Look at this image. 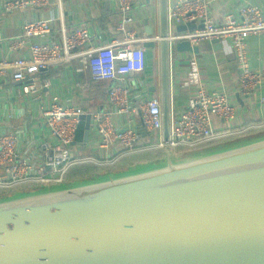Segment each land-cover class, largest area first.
Returning <instances> with one entry per match:
<instances>
[{
  "label": "water",
  "instance_id": "obj_1",
  "mask_svg": "<svg viewBox=\"0 0 264 264\" xmlns=\"http://www.w3.org/2000/svg\"><path fill=\"white\" fill-rule=\"evenodd\" d=\"M160 9L167 139L168 0ZM145 29L152 37L154 28ZM175 50L199 48L184 41ZM92 128L83 113L71 146L88 144ZM191 152L167 147L158 162L119 175L0 199V264H264V139Z\"/></svg>",
  "mask_w": 264,
  "mask_h": 264
},
{
  "label": "built area",
  "instance_id": "obj_2",
  "mask_svg": "<svg viewBox=\"0 0 264 264\" xmlns=\"http://www.w3.org/2000/svg\"><path fill=\"white\" fill-rule=\"evenodd\" d=\"M120 16L118 31L121 38H114L102 46H92L91 34L87 24L68 29L60 26L59 42L46 44L33 43L30 56L15 61H0V80L12 79L22 84L23 93L34 95L39 91L37 80L46 69L69 64L80 59L96 82L111 83L108 96L114 106V114L136 115L151 136H157L154 142L137 148L139 132L135 125L117 129L110 117L100 112L91 114L93 128L100 134L98 147L107 150L110 145L118 143L121 150L118 157L138 152L169 147L175 153L179 148L193 150L198 146L215 141L234 132H215L213 118L216 117L227 126L235 118L236 109L222 92H209L200 86L189 100L185 110L176 117H171L170 134L163 136V114L161 100L147 97L134 106L130 99V89L125 80L131 73L141 74L146 69L147 49L145 42L154 41L160 44L161 36L139 37L133 28L134 10L145 3V0H115ZM51 4V0H8L0 6V20L3 13L40 8ZM195 24L194 30L177 32V28ZM199 25L202 28H199ZM51 32V26L45 20H34L23 28V40L42 36ZM264 33V18L258 7L246 5L239 15H227L222 23H216L210 16V2L206 0H177L168 7L167 42L170 55L179 42L187 41L194 46L217 40L232 43L239 83L245 96H250L261 83V76L252 69L247 39L254 34ZM83 113L67 109L57 103L44 111L43 116L48 131L41 151H35V158L21 156L18 150V135L0 136V190H12L19 186L36 185L39 188H50L65 184L66 175L72 166L81 163L111 165L118 157L102 158L79 157L71 151L75 139L79 118ZM130 122H133L131 120ZM92 128V129H93ZM114 155V154H113ZM115 156V155H114Z\"/></svg>",
  "mask_w": 264,
  "mask_h": 264
},
{
  "label": "crops",
  "instance_id": "obj_3",
  "mask_svg": "<svg viewBox=\"0 0 264 264\" xmlns=\"http://www.w3.org/2000/svg\"><path fill=\"white\" fill-rule=\"evenodd\" d=\"M6 1L8 0H0V6ZM175 1L177 0H168V7ZM206 1L210 2V16L218 24L224 22L227 15L238 16L240 9L248 4L258 7L264 18V0ZM116 9L115 0H51V4L45 7L3 13L0 20V61L28 58L33 43L59 42L61 25L71 29L87 24L92 46H102L114 38H121L122 34L118 31L120 16ZM133 14V28L139 37H146V26L154 28L153 38L160 36V0H149V3L145 0ZM34 20L48 22L51 32L24 40V44H21L24 25ZM156 45L155 49H147L145 71L141 74L131 73L125 80L134 106L151 96L159 98L162 104L161 53L160 44ZM198 48L197 54L174 50L170 55V117H176L185 110L200 86L209 92L225 93L236 113L230 126L216 117L212 120L215 132L231 130L234 132L232 135L221 137L210 145L198 146L190 150L193 151L191 153L264 139V33L251 35L247 39L250 65L261 76L259 87L250 96H245L241 90L230 41L221 42L219 48L211 42L202 43ZM37 85V94L26 95L22 84L15 83L11 78L0 80V136L10 133L18 135L21 156L34 159L35 151H41L43 142L48 139L43 113L53 103L86 114L104 113L117 129L135 125L136 130L141 133V122L138 124L136 115L113 113L114 106L108 96L111 83L94 81L80 59L41 72ZM144 132L148 144L157 138L153 135L152 139L145 130ZM99 140L100 134L93 128L88 144L72 146L71 151L79 157L93 155L102 158L105 152L108 156L118 157L116 154L121 150L118 143L104 150L97 146ZM145 164L147 163L140 162L133 168H140Z\"/></svg>",
  "mask_w": 264,
  "mask_h": 264
},
{
  "label": "trees",
  "instance_id": "obj_4",
  "mask_svg": "<svg viewBox=\"0 0 264 264\" xmlns=\"http://www.w3.org/2000/svg\"><path fill=\"white\" fill-rule=\"evenodd\" d=\"M109 83V82H107ZM217 142V141H216ZM147 138L143 133H139L138 135V140L136 142L137 148H140L142 146L147 145ZM214 142L206 143L201 146L205 145H210L213 144ZM199 146V147H201ZM187 148H179L178 152H188ZM164 151L163 150H151V151H146V152H138L134 154H128V155H123L119 157L113 164L111 165H95L93 163H81L77 164L75 166H72L69 171L67 172L66 175V180L65 184L63 186H68L71 184H80L84 183L87 181H90L93 177H97L98 179H104L109 176H115L119 175L121 173L127 172L129 168L134 167L137 163L144 162V163H155L159 159L164 157ZM87 157H96V156H89L85 155ZM83 157V156H82ZM23 188L15 189L13 191H2L0 190V199L8 197V196H13L17 195L20 193H31V192H39L43 191L41 188H37L38 186L35 185H26L25 187L22 186ZM23 189H31L28 192L26 191H21ZM11 193V194H10ZM10 194V195H9Z\"/></svg>",
  "mask_w": 264,
  "mask_h": 264
},
{
  "label": "rangeland",
  "instance_id": "obj_5",
  "mask_svg": "<svg viewBox=\"0 0 264 264\" xmlns=\"http://www.w3.org/2000/svg\"><path fill=\"white\" fill-rule=\"evenodd\" d=\"M136 121L138 122V124H139V122H140V119L139 118H136ZM182 153H184V152H182ZM36 186V185H35ZM25 187V186H24ZM19 188H23L22 186H19V187H16L15 189H19ZM37 188H39V187H37ZM15 189H12V190H10V191H13V190H15ZM29 190H31V189H23V190H21V191H26V192H28ZM2 191H5V190H2ZM9 192V191H8ZM11 194V193H10ZM9 194V195H10Z\"/></svg>",
  "mask_w": 264,
  "mask_h": 264
}]
</instances>
